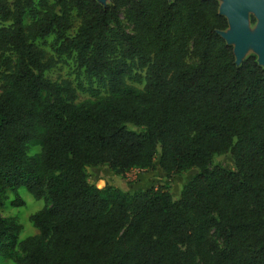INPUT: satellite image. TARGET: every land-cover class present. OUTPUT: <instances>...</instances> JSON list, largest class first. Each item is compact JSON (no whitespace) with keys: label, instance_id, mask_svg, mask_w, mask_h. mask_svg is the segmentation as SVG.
Instances as JSON below:
<instances>
[{"label":"trees","instance_id":"obj_1","mask_svg":"<svg viewBox=\"0 0 264 264\" xmlns=\"http://www.w3.org/2000/svg\"><path fill=\"white\" fill-rule=\"evenodd\" d=\"M227 28L218 0H0V208L8 193L23 206L20 189L44 202L21 241L0 215V258L264 264V68L236 65ZM50 37L86 86L46 77ZM227 153L233 170L210 168ZM99 166L197 173L174 200L167 185L97 188Z\"/></svg>","mask_w":264,"mask_h":264},{"label":"rangeland","instance_id":"obj_2","mask_svg":"<svg viewBox=\"0 0 264 264\" xmlns=\"http://www.w3.org/2000/svg\"><path fill=\"white\" fill-rule=\"evenodd\" d=\"M98 1L103 5L110 3V0ZM251 18H253L254 23H251ZM249 23V33L252 36L255 25L257 24V20L254 18V16H249ZM51 43L52 38L50 37L46 39V44H39L47 56H52L55 60L58 59L55 67L46 73V77L55 82L68 81L74 87H76L78 82H81L84 86H86L83 78L79 76L78 72L76 71L74 61L72 59H66L65 57L57 58L51 48ZM249 48L250 46L247 48L248 53L244 55L242 60H244L248 55L254 54V51ZM134 86L138 89H141V85ZM94 100L95 99L87 92L77 91L78 103L93 102ZM129 128L134 129L132 126H129ZM28 153L31 156L36 155L39 153V148L36 146H31ZM216 165L227 170H233L235 168L234 161L230 153L213 157L210 168ZM86 172L89 183L95 185L97 188H103L105 185H110L121 190L122 192L134 193L136 191H141L150 187L167 185L170 189L172 198L177 200L183 185L191 180V178L197 173V169L193 168L177 175H173L169 178H167L159 169L151 171H140L134 169L127 172L124 176L113 175L106 166L88 168ZM18 194L20 200L24 203L23 206H12L10 203L14 198L12 194L8 193L7 199L3 202V205L0 208V215L2 217H14L22 226V232L19 235V241H21L27 237L35 236L37 234V230L31 225L29 218L31 215L43 208L44 202L43 200H34L24 189H20ZM0 264L14 263L7 258H0Z\"/></svg>","mask_w":264,"mask_h":264},{"label":"water","instance_id":"obj_3","mask_svg":"<svg viewBox=\"0 0 264 264\" xmlns=\"http://www.w3.org/2000/svg\"><path fill=\"white\" fill-rule=\"evenodd\" d=\"M218 2L219 14L226 19L228 25L227 30L219 32V35L232 47L236 65H240L246 54L243 53L248 39L249 16L252 15L257 20L258 26L252 39L253 55L257 57L259 66L264 68V0H218ZM248 11L250 14H247Z\"/></svg>","mask_w":264,"mask_h":264},{"label":"bare ground","instance_id":"obj_4","mask_svg":"<svg viewBox=\"0 0 264 264\" xmlns=\"http://www.w3.org/2000/svg\"><path fill=\"white\" fill-rule=\"evenodd\" d=\"M247 14H250V11H248ZM257 24H258V23H257ZM257 24L255 25L254 32H253L252 36H251L250 33H249L250 25H249V27H248V30H247V32H248V39H247V43H246V45H245L244 53H243V54L248 53V52H247V48H248L249 46H250L249 49H252V50H253L252 39H253V36H254L255 31H256V29H257V26H258Z\"/></svg>","mask_w":264,"mask_h":264}]
</instances>
